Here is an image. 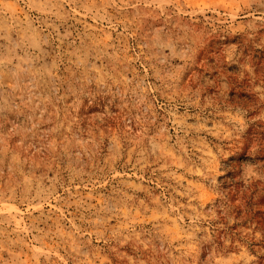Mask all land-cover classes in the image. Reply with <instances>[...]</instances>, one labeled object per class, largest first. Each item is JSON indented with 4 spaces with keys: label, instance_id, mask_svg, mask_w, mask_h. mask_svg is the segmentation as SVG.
Here are the masks:
<instances>
[{
    "label": "rangeland",
    "instance_id": "1",
    "mask_svg": "<svg viewBox=\"0 0 264 264\" xmlns=\"http://www.w3.org/2000/svg\"><path fill=\"white\" fill-rule=\"evenodd\" d=\"M0 264H264V0H0Z\"/></svg>",
    "mask_w": 264,
    "mask_h": 264
}]
</instances>
